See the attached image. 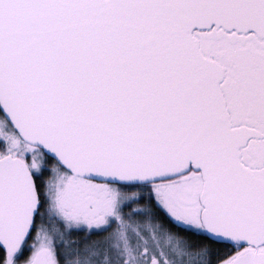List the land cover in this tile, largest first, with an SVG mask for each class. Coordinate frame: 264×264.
<instances>
[{"label":"snow or ice","instance_id":"obj_1","mask_svg":"<svg viewBox=\"0 0 264 264\" xmlns=\"http://www.w3.org/2000/svg\"><path fill=\"white\" fill-rule=\"evenodd\" d=\"M0 264H264V0H0Z\"/></svg>","mask_w":264,"mask_h":264}]
</instances>
